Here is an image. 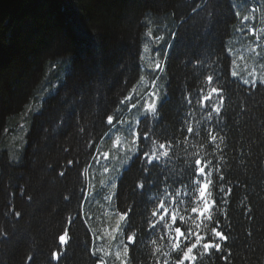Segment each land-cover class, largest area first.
I'll return each mask as SVG.
<instances>
[{
    "label": "trees",
    "instance_id": "obj_1",
    "mask_svg": "<svg viewBox=\"0 0 264 264\" xmlns=\"http://www.w3.org/2000/svg\"><path fill=\"white\" fill-rule=\"evenodd\" d=\"M257 47L264 48V0H0V148L31 120L24 149L0 151V264H120L119 248L128 264H157L156 247L172 264L179 256L161 236L191 228L206 236L203 244L217 225L229 237L215 241L221 251L194 249L197 260L185 264H264V84L231 75L234 59L252 61ZM161 82L165 97L141 118L136 150L165 144L168 155L157 148L160 159L146 165L136 151L122 169L113 209L116 219L128 215L109 240L100 200L111 159L92 157ZM212 88L224 97L219 114L216 94L197 103ZM195 159L211 161V220L190 211L203 206ZM220 187L231 188L226 203ZM161 202L177 213L171 230L148 227Z\"/></svg>",
    "mask_w": 264,
    "mask_h": 264
},
{
    "label": "snow or ice",
    "instance_id": "obj_2",
    "mask_svg": "<svg viewBox=\"0 0 264 264\" xmlns=\"http://www.w3.org/2000/svg\"><path fill=\"white\" fill-rule=\"evenodd\" d=\"M245 21L249 20L250 17L245 16L243 18ZM249 31H251L253 34H255V30L254 29H249ZM160 64L157 63L156 64V68L160 69ZM231 75L233 77L237 76V73L235 71L231 72ZM208 81L211 82L212 81V76H208L207 77ZM249 83H255V81H244V84H249ZM262 84H264V81H262ZM132 93H135V88L132 89ZM216 94L219 97V102L216 103L215 105H213L212 107V111L219 114L221 112V107L224 104V97L221 94L220 91H218L216 88H212L211 92H209L208 95H202L200 97V99L197 100V103L200 104L201 106L203 105V103L205 101H211L212 95ZM148 100H146L144 102L143 105H141V107H143L145 109V113H155L156 112V101L159 99V97L157 96L156 92H151L148 94ZM132 100V95H128L124 98L123 101H121L120 103L123 104H127L129 101ZM191 101H189L190 103ZM132 108H136L137 105L136 104H132L131 105ZM113 119L114 117L109 115L107 116V123L109 125H112L113 123ZM145 119H147V115H145ZM208 119L211 120V113H209ZM121 123H124V121H121ZM139 123V121H137V124ZM132 125L129 124V128H131ZM185 131L188 134H193L194 133V129L191 126H188ZM131 135L133 136V140L132 143L133 145L136 144V142L141 138V134L139 131H132ZM198 135V133H197ZM143 139L144 140H149V133L148 131H143ZM209 139L210 141L215 144V142L217 141L218 137L216 135L211 134V130L209 129ZM167 147H171V145H167ZM218 147V145H217ZM159 148L160 150V155L163 156H167L168 153L166 151H164V149L166 148L165 144H159V145H155L153 144L152 149H151V153L146 150V149H137L136 151L138 152V154H142V160L144 164H151L154 160H159L160 159V155H157V151L156 149ZM109 156V153L107 152H103V153H97L96 156L92 157V159L96 160L97 163L100 162V158H107ZM69 163L71 164L72 162L69 161ZM211 165V161L206 160V159H195L193 162V169H194V175L196 177V179L193 181L194 185H198L199 186V191H198V197L199 200L202 202V207L198 208V207H192L190 209L191 213L193 214H197L199 217H205L208 220H211L212 217L211 215H206L207 213L210 212V210L215 206L216 201L212 200L211 202H209V200L206 198L207 196L211 195V192L209 191L210 187L213 186V181L210 178L211 177V172L212 169L210 167ZM207 169V171H206ZM147 169H145L146 171ZM88 169L85 168L84 172L87 173ZM104 171L107 172L108 169L104 168ZM217 171H219V169H217ZM60 175H63V173H61ZM219 180L223 181L224 177L221 175L219 176ZM115 185H113L114 187ZM138 187L142 188L143 184H139L137 185ZM219 192L222 193L225 197V200L223 202H227L226 201V197L228 195L231 194V188H229L227 190V192H225L223 187H220ZM179 195V194H178ZM109 199H111V197H108ZM173 200V198L170 196L169 197V202L171 203ZM17 215H19V213H17ZM128 215L127 212L120 214L119 219L121 221H124L126 216ZM152 217L154 218L152 222L149 223L148 227L151 229H155L157 224H161L165 227L166 230H171L172 229V225L176 223L177 221V213L174 210H171L168 207H165L164 203L161 202L159 207L152 212ZM166 218H169L171 223H168ZM179 220L181 222L185 221V217L184 216H179ZM120 225H117V228H119ZM174 233L175 235H173L171 233V231L168 232L167 236H161V239H168L172 245L171 248V252L176 253L179 256L178 260H175L172 262V264H185L186 261H191V262H195L197 260V257L195 255H193V251L194 249H198V248H203L204 249V253H201V255L204 254H210L211 250H215L216 252H220L222 245L221 243L215 242L217 239H219L220 241H227L229 239L228 236H226L224 234V232L218 230V225L217 227H213L211 229V233H212V240H209L206 243L201 244V241L206 239V236H201L198 232L193 233L192 229L189 228L188 229V235H185V232L182 230L181 227H175L174 228ZM250 234V233H249ZM136 232H132L131 235L128 236V241L130 243H135L136 242ZM195 236V242L194 243H190V244H186L184 247H182V243L181 240L183 239V241H189L190 238L192 236ZM61 240L64 239L63 236L60 237ZM152 243L155 245L156 241H152ZM128 247L127 245H125L124 247V252H125V256L128 255ZM154 252L156 254L157 257V264H160L159 262V257L163 256L165 257L163 264H169V260L168 257L170 255L169 252H165L163 250L162 247H156L154 249ZM229 255H231V252H229ZM116 257L119 259L120 257V253L117 252L116 253ZM227 256H223L222 259L227 260ZM98 264H105V261L101 258L98 261ZM121 264H128L127 259L121 260Z\"/></svg>",
    "mask_w": 264,
    "mask_h": 264
},
{
    "label": "rangeland",
    "instance_id": "obj_3",
    "mask_svg": "<svg viewBox=\"0 0 264 264\" xmlns=\"http://www.w3.org/2000/svg\"><path fill=\"white\" fill-rule=\"evenodd\" d=\"M145 51H147L146 46L144 47L143 54H145ZM240 60L241 59H239V56L236 57L232 65V71H235L237 73V76H235L236 78H238L243 83L245 80L250 82L255 81V83H262V81H264L263 47H257L256 51L254 52L252 61L245 62L243 60ZM164 87L165 82H161L158 85L157 89H155V91H151L156 92L157 96L159 97V99L156 101V110L165 97V93H163L162 90ZM43 98H45V96H43ZM148 98L149 97L147 95L146 98L142 101V103L126 118L123 125L112 131L110 136L115 137L113 138V141H110L107 149L104 151L109 153V156L107 158L111 159V162L105 167L108 169L107 172L102 169V173H104V176L101 189L102 199L100 200V203H102L105 210L108 211L110 215V219L107 223V229L111 231L113 235L108 236L109 240H113L116 237L115 233H117L122 226V221L118 219L120 215L117 217V220L115 218V209H113L114 197L116 193V190L114 189L115 186L113 187V185L117 184V181L122 174V169L129 165L131 158L135 155L138 144L136 142V144L133 145V136L131 135V132L138 131L139 123L137 124V121L140 122L141 118L148 114L145 113V109L141 107V105H143L144 102L148 100ZM30 122L31 120L25 121L22 124V129L16 135L12 136V138L10 137L8 139L7 145L0 148V151L8 150L9 152H11L10 149H17L21 152L27 144V133L30 129ZM129 124L132 125L131 128H129ZM111 147L115 149L112 152ZM11 154L18 155L17 151L15 150H12ZM105 159L106 158H104L103 160ZM108 197H111V199H109ZM118 224L120 225L119 228H117ZM123 241H121L119 244H123ZM117 252L120 253L119 260H124L122 259L123 249L119 248L115 251V254ZM104 261L106 263L107 259H104Z\"/></svg>",
    "mask_w": 264,
    "mask_h": 264
}]
</instances>
